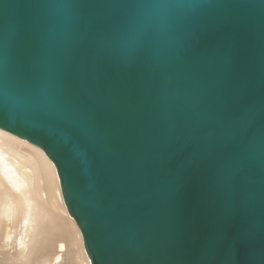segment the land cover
Wrapping results in <instances>:
<instances>
[{
    "label": "water",
    "instance_id": "water-1",
    "mask_svg": "<svg viewBox=\"0 0 264 264\" xmlns=\"http://www.w3.org/2000/svg\"><path fill=\"white\" fill-rule=\"evenodd\" d=\"M0 128L92 264H264V0H0Z\"/></svg>",
    "mask_w": 264,
    "mask_h": 264
},
{
    "label": "bare ground",
    "instance_id": "bare-ground-1",
    "mask_svg": "<svg viewBox=\"0 0 264 264\" xmlns=\"http://www.w3.org/2000/svg\"><path fill=\"white\" fill-rule=\"evenodd\" d=\"M0 264H92L39 146L0 128Z\"/></svg>",
    "mask_w": 264,
    "mask_h": 264
}]
</instances>
